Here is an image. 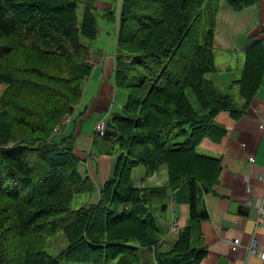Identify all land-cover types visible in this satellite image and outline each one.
Returning <instances> with one entry per match:
<instances>
[{"label": "trees", "instance_id": "16d2710c", "mask_svg": "<svg viewBox=\"0 0 264 264\" xmlns=\"http://www.w3.org/2000/svg\"><path fill=\"white\" fill-rule=\"evenodd\" d=\"M260 1L123 0L114 85L126 101L100 136L115 150L98 151L118 155L91 202L96 185L79 174L74 136L62 122L92 70L82 38L99 36L95 0H0V264L201 263L197 227L208 218L204 195L219 182L221 164L197 148L224 140L219 116L242 117L264 74L263 36L234 82L241 104L206 78L216 72L219 9L224 2L238 13ZM103 17L115 21L114 10ZM137 167L145 177L166 167L167 185L136 187ZM184 186L189 224L162 248L156 213ZM59 233L67 244L52 256L47 241Z\"/></svg>", "mask_w": 264, "mask_h": 264}, {"label": "crops", "instance_id": "0c3cea01", "mask_svg": "<svg viewBox=\"0 0 264 264\" xmlns=\"http://www.w3.org/2000/svg\"><path fill=\"white\" fill-rule=\"evenodd\" d=\"M123 0H95L99 13V36L87 42L90 48L91 73L83 85L81 99L74 106L68 123L63 130L74 136L73 152L80 160L79 174L96 185V193L91 202L98 199V187L110 177L118 152L114 155L98 154L99 150L115 147L109 141L95 137L94 129L98 121L107 124L112 114L121 111L126 94L115 88L114 71L116 40ZM114 10L115 21H108L103 14ZM104 23H102V22ZM264 34V1L235 13L222 2L219 9L214 39L216 72L206 78L214 82L223 94H234V82L241 77L244 54ZM234 62V63H232ZM240 76V77H238ZM234 99V98H233ZM241 98L240 103L241 104ZM264 74L261 84L242 117L234 121L228 113L218 120L226 128V137L215 144L204 139L197 149L205 155L220 160L219 182L204 195L208 218L199 223L198 245H202L206 255L200 264H264V256L251 254L247 246L255 238L264 248L263 222L256 225L253 211L248 202L264 199ZM112 146V148H111ZM249 158H253L250 162ZM136 187H160L167 185V169L162 167L150 177H145V169L137 167L132 172ZM263 197V198H262ZM159 226L163 230L160 245L172 246L179 231L189 224L188 188L184 186L176 192L175 199L163 213H156ZM240 239L235 250L232 240ZM142 260L149 261L150 253L142 251Z\"/></svg>", "mask_w": 264, "mask_h": 264}, {"label": "built area", "instance_id": "2783aa9c", "mask_svg": "<svg viewBox=\"0 0 264 264\" xmlns=\"http://www.w3.org/2000/svg\"><path fill=\"white\" fill-rule=\"evenodd\" d=\"M70 120V116L66 115V117L64 118L62 125H64L65 123H68ZM260 127L263 128L264 127V118H262V122L260 124ZM59 128L57 127L55 129V131H58ZM106 130V122L104 120H100L97 122V124L95 125V129L94 132L96 135L98 136H102L104 135ZM249 161L252 162L253 158H249ZM262 181L264 182V177H262ZM263 198V197H262ZM248 206L251 207L252 211H253V215H252V219L254 220L256 225H260L263 222V216H264V199H257L253 202L249 201L248 202ZM232 246L234 247L235 250H238L239 246H240V239L239 238H235L232 240ZM248 251L251 254H254L256 256H264V248L261 246V244L255 239L252 238L250 243L247 246Z\"/></svg>", "mask_w": 264, "mask_h": 264}, {"label": "rangeland", "instance_id": "374dc122", "mask_svg": "<svg viewBox=\"0 0 264 264\" xmlns=\"http://www.w3.org/2000/svg\"><path fill=\"white\" fill-rule=\"evenodd\" d=\"M82 14H83V6L82 5H79L78 8H77V16H78V20L80 22L81 18H82ZM102 22V21H101ZM103 23V22H102ZM104 24V23H103ZM82 41L83 43H86L87 44V40L83 39L82 38ZM234 63V62H232ZM240 77V76H238ZM5 85L0 83V94L2 93L3 89H4ZM238 88L234 87L233 89V93L235 94L237 92ZM232 96V95H231ZM234 100L237 102V103H240V96L239 94H236L234 95ZM192 103L195 105V101H194V98L191 97L190 98ZM242 101V100H241ZM197 151L201 154L203 153V149L200 148V149H197ZM66 241H65V238L64 236L59 233V234H56L52 237H50L47 241V245H46V250L47 252L54 256V255H57L65 246H66ZM63 264H73V263H63Z\"/></svg>", "mask_w": 264, "mask_h": 264}]
</instances>
